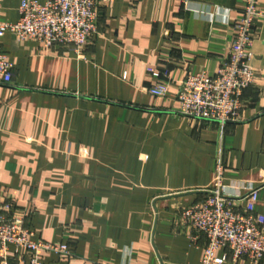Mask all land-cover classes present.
<instances>
[{
    "label": "crops",
    "instance_id": "obj_1",
    "mask_svg": "<svg viewBox=\"0 0 264 264\" xmlns=\"http://www.w3.org/2000/svg\"><path fill=\"white\" fill-rule=\"evenodd\" d=\"M23 1L0 0V20L18 21ZM245 6L113 0L82 53L11 33L1 40L14 72L0 84V192L27 215L33 239L73 252L40 250L39 264H199L207 237L179 214L209 195L219 163L226 185L259 188L256 210L264 211V17L240 120L197 119L177 103L188 73H219ZM151 67L171 71L165 97L148 91ZM217 253H228L225 264H252ZM31 261L14 245L0 257Z\"/></svg>",
    "mask_w": 264,
    "mask_h": 264
},
{
    "label": "built area",
    "instance_id": "obj_2",
    "mask_svg": "<svg viewBox=\"0 0 264 264\" xmlns=\"http://www.w3.org/2000/svg\"><path fill=\"white\" fill-rule=\"evenodd\" d=\"M113 0H24L16 22L0 20V84L13 81L14 63L1 40L7 33L19 39L36 40L48 50L71 48L82 53L99 33L102 4ZM264 17L260 0H246L243 16L236 24L237 34L216 76L188 73L179 82V112L197 119L218 121L225 125L241 116L242 95L256 84V71L250 64L255 23ZM151 77L148 91L165 97L171 76L166 67L148 70ZM244 193H243V192ZM202 201L183 208L179 217L192 231L207 237L199 264H225L228 253L234 261L247 258L252 264L264 259V211L256 210L259 188L226 185L223 165H217L214 185ZM26 214L15 209L14 199L0 192V257L10 245L25 248L32 255L31 264H39V251L47 250L73 255L65 243H52L32 238L33 231L25 224Z\"/></svg>",
    "mask_w": 264,
    "mask_h": 264
}]
</instances>
